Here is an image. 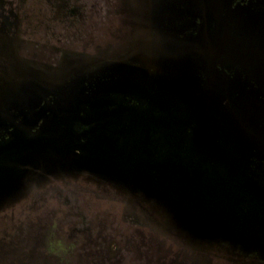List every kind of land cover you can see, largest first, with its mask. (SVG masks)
I'll return each instance as SVG.
<instances>
[{
	"label": "water",
	"instance_id": "water-1",
	"mask_svg": "<svg viewBox=\"0 0 264 264\" xmlns=\"http://www.w3.org/2000/svg\"><path fill=\"white\" fill-rule=\"evenodd\" d=\"M238 1L150 0L149 51L152 64L150 67L145 66V71L136 72V75L142 80L146 98L152 104L160 105L162 118L156 122L142 120V147L149 145L148 136L156 129L161 134L162 147L179 153L172 154L177 158V164H188L184 159L190 151L195 162L199 160L206 170L194 172L197 178L193 181L192 190L182 189L181 192L178 189L180 184L171 180L166 161H144L140 164L141 174L162 172L160 183L164 188L161 191L152 188V182L144 177H137L129 183L141 191L159 192L158 196L171 210L175 220L170 197L172 194H182L192 208L187 214L188 228L181 226L178 221L180 227L188 229L195 237L219 239L234 245H242L234 239L236 232L245 233L240 229L241 226H247V230L254 227L259 234L264 229V172H259L257 181L248 178L246 182L232 186L231 182L221 178L222 172L211 171L220 167L228 173L232 167L243 165L250 173L251 158L256 163L257 159L264 160V0ZM93 77L88 76L89 79ZM86 82L91 81H81L83 86ZM31 89L33 93L35 89ZM83 89L64 95L63 99L83 92ZM29 90L26 91L28 96ZM35 91L37 94L43 90ZM34 99L32 106L16 105L12 117L0 116L3 121L0 125L14 124L15 121L20 124V116L28 118L37 115L35 111L46 96L38 101L37 97ZM26 101H30V98ZM175 101L177 108L171 104ZM54 109L57 110L53 116L44 122L35 136H27L30 129L21 126L14 136L1 144L0 157L13 153L18 164L15 165L17 171L11 177L12 184L19 185L42 175L44 178L46 173L50 175L58 169H69L70 161H78L75 166L89 171L95 168L97 162L86 150L89 145L65 144L92 137L106 126L115 128L123 116L120 112L84 119L73 108L63 112L61 108ZM171 111L176 114L174 118ZM148 114L154 115L153 112ZM231 124L237 125V128L231 131L228 126ZM183 135L191 137L186 142L187 154L184 144L176 142V138ZM135 136L132 134L130 138ZM251 145H255V148ZM223 149L227 152L237 149L240 153L225 157ZM41 155L47 157L46 173L36 171L33 162V158H41ZM59 158L64 161H59ZM3 166L4 161L0 167L5 169ZM244 191L252 192L256 197V208L252 209L249 198L246 201L242 198ZM251 242L249 245L264 252L261 247L263 244L256 240Z\"/></svg>",
	"mask_w": 264,
	"mask_h": 264
},
{
	"label": "rangeland",
	"instance_id": "rangeland-1",
	"mask_svg": "<svg viewBox=\"0 0 264 264\" xmlns=\"http://www.w3.org/2000/svg\"><path fill=\"white\" fill-rule=\"evenodd\" d=\"M71 1V16L64 17L59 0H20L21 25L17 37L9 38L0 32V116L3 118L15 114L12 103L15 99L25 106H32L35 97L37 101L43 96L62 100L64 95L82 90L79 79L89 75L113 82L107 70V73L91 74L106 59L151 66L150 0ZM22 53L31 58L21 57ZM7 62H11L9 67H5ZM88 85L86 82L85 87ZM31 88L43 91L31 93ZM28 98L30 101L24 103ZM140 105L149 110L147 101ZM190 139L189 135L176 138L178 144H184L185 154ZM256 167L264 172V160L257 159ZM149 180L152 188L158 191L164 188L160 177L154 175ZM158 195L129 183L109 181L82 168L50 174L42 182L24 187L15 197L1 200L0 222L7 225H2L0 231L4 237V232L9 230L30 233L32 229L35 233L49 234L50 239L55 238L53 233L63 232L69 243H74L73 236L78 232L87 238H90L88 233H103L106 242L90 245L95 253L109 255L108 245L116 242L124 248L128 244L130 259L138 264H152L156 260L160 264H264V252L249 245L256 240L264 248L263 228L259 234L254 227L247 230L243 226L248 233L257 231L251 237V234L235 233V241L248 244L246 248L227 246L231 242L219 239H191L176 230L171 210ZM170 198L177 225L179 221L188 228L187 214L192 205L179 193ZM2 243L12 242L2 240ZM116 254L115 260L123 259L120 253ZM42 255L41 251L32 252L24 262ZM77 257L79 260L80 256Z\"/></svg>",
	"mask_w": 264,
	"mask_h": 264
},
{
	"label": "flooded vegetation",
	"instance_id": "flooded-vegetation-1",
	"mask_svg": "<svg viewBox=\"0 0 264 264\" xmlns=\"http://www.w3.org/2000/svg\"><path fill=\"white\" fill-rule=\"evenodd\" d=\"M19 1L20 0H0V32H4V34L9 38H16L20 30L21 10ZM58 4H60L61 10ZM58 4L57 7L59 8L60 12H62V15H64V17H70L71 15H69V12L72 11V9L70 8L72 1L59 0ZM148 24L150 26L149 20ZM22 56L25 59L31 58L30 55H24V53L21 54V57ZM117 59H106L107 61L105 63L103 62L100 67L95 68V70H93V72L91 73L94 74L98 71L100 74H102L107 73L105 71L107 70L113 82L108 81L107 83L106 81L101 80L96 76H94L93 79H89L88 77H86L85 79L91 81L90 85H88L89 87L91 86L90 89H88L89 87L86 88L85 86H83L82 83L83 88H85L83 89V92L75 95H70L66 99L56 100L54 99L55 96H47L46 99L40 104L41 106L35 111L37 112V115L29 116L28 118H22L20 122L18 121L20 124H17V122L15 121L14 124H8L6 126L0 125V146L4 141L9 139L11 136H14L15 132L21 126L25 129H30L27 136H35L43 126L44 122H46L53 116L55 110H57L54 108H61V112H63L67 108H73L79 113L81 118L84 119L96 118L101 115H115L121 112L123 116L119 122V126L115 128H112V126H106L105 129L100 128L99 131L92 137L82 138L65 145H89L90 147L88 149L86 148V150L90 151L91 156L97 162L96 167L92 168L91 170L96 176L105 178L109 181L122 183L125 182L128 184L136 180L137 177L150 179L151 176L155 175L162 178L163 173L160 171L141 174L142 172L139 171L141 169L140 164L144 161H166L169 164H167V166L170 169V174L172 175L171 180L176 181L178 184H180L178 189L181 190L179 191L183 192V190H192L191 188L193 186V181L195 178H197V174L195 175L194 172H199V170H206V166H202L201 163L198 162L199 160H196V163L195 159H193L192 154H188L187 158L184 159V161L188 162V164L184 163L181 166L177 164L178 160L176 157H173L172 154L179 153H177L174 149L162 147V137L160 132L156 129L154 130V133L149 134L148 136V139L150 141L149 145L142 147L143 143L140 137L142 136L143 126H140V124L142 120L146 122H156L160 120L162 118L161 108L159 104H152V102L146 98V95L144 93L145 90H143L142 80L140 76L136 75V72H141L144 67H141L140 65L136 66L129 63H123L122 61H119ZM10 64L11 62H7L5 64V67L6 65L7 67H9ZM143 70L145 71V69ZM219 70H221V67H219ZM85 79H79V81ZM143 100L147 101L149 110L140 107V102H145ZM27 102L29 101H26L24 103ZM12 103H14L15 106L19 105L16 99L12 100ZM171 104L175 105L177 108L176 101L172 102ZM222 106H224V104ZM152 112L154 113V115L152 114L151 116L150 114H148ZM12 115L13 114H11L10 116L12 117ZM171 115L174 118L176 114L171 111ZM2 122L3 121H1L0 119V124H2ZM120 124L122 125L120 126ZM130 124L132 126H130ZM228 126L231 131L232 129L234 130L235 128H237V125ZM130 131L132 132L131 135L136 134L135 138H130ZM226 135L229 136V133H227ZM229 137L228 139H231ZM108 139L109 141H107ZM110 139H113V141L110 142ZM151 142L153 143L152 146ZM251 146L253 147V145ZM254 148L255 145L253 149ZM249 149L251 148H246L245 150ZM231 150L227 152L223 149L224 156L227 157L228 154L237 155L240 153V151L237 149ZM180 157L182 158L183 156L180 155ZM3 161L5 166H3V168L5 169H2L0 167V203L2 199L13 198L17 195V193H19V191L23 190L24 187L26 188L27 186H31L35 183L37 184L39 182H42V180L44 179L42 175L41 177L32 178L31 180L24 183H19V185L12 184L13 182L11 181V177H13L15 172L17 171L15 165H18L16 158L13 153H9L8 155L0 157V163ZM59 161H64V159L59 158ZM33 162L36 165V171L45 172L47 163L46 155H41V158H39V156L33 158ZM77 163L79 162L70 161V163L68 164L69 169H58L55 170L53 174H60L73 169H75V171L81 169L75 166V164ZM256 164L257 163L255 162V160L251 158L250 173L249 171H246V167H243V165L238 168L232 167V170H230V172L228 171V173L224 168V170L220 167H217L214 170H211V167L208 168L211 171L216 170L219 173L222 172L223 175L221 176V178H224V180H228L229 182H231L230 184L232 186H236L238 185V183L246 182L248 178L257 181V176L261 171L258 170ZM104 172H106V174ZM188 172H190V174H188ZM45 176H47V173ZM186 177L187 180H185ZM18 188H20V190H18ZM154 192L156 193L157 191ZM244 193L245 195L242 198H244L245 201L246 198H249V200H251L250 203L252 205V209L256 208V197L252 194V192L244 191ZM262 208L264 210L263 206ZM12 214L14 215V212H12ZM172 218L176 223V230L180 233V235H186L191 239L195 238V236L192 235V233H190L188 229H184L177 225V221L175 220L173 215ZM262 220L264 221V214H262ZM2 225H7V223L0 222V227ZM11 229L15 230L14 226H12ZM240 229L246 234H251L250 237L257 234V231H253V233L246 232V230H244L242 226L240 227ZM30 230V233H27L25 231L19 233V231L17 230V233H12L9 230L4 232V237L2 235V231H0V264H70V262L74 264H138L135 263L136 261L134 262L130 259L132 254L129 249L130 245L128 244L124 248L119 247V243L117 244L116 242L114 243V245H108L109 255H103L102 253L98 255L97 253H95V250L91 248V246L94 247L95 244L97 245L100 242H106L105 237L102 238V236H106V234L103 233H88L90 238H87L84 237L80 232H78V234H75L73 236L75 239L74 243H69L70 240H68V242L67 240H65V235H63V232H58L56 234L53 233V236L55 235V238L50 239L49 234L47 233H35L32 229ZM198 239L208 240L207 238ZM2 240L11 241L12 243H2ZM36 240L43 241V243L37 244ZM126 240H128V235L126 237ZM233 245L234 244L229 243L227 246ZM112 246L114 247V249L110 248ZM234 246L246 248V246L248 245L238 244ZM249 248H252V246H249ZM40 251L43 253L41 258H35L36 260L32 259L30 261L24 262L25 259H30L29 256L32 252L40 253ZM115 252H117V254L120 253L123 259L118 258L117 260H115ZM77 256H80L79 260ZM104 256H106L105 259ZM157 263L160 264V261L156 260V262H152V264Z\"/></svg>",
	"mask_w": 264,
	"mask_h": 264
}]
</instances>
